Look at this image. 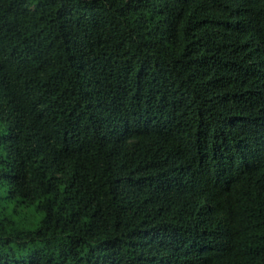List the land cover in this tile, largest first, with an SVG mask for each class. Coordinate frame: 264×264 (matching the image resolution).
<instances>
[{"label":"trees","instance_id":"trees-1","mask_svg":"<svg viewBox=\"0 0 264 264\" xmlns=\"http://www.w3.org/2000/svg\"><path fill=\"white\" fill-rule=\"evenodd\" d=\"M0 264H264V0H0Z\"/></svg>","mask_w":264,"mask_h":264}]
</instances>
